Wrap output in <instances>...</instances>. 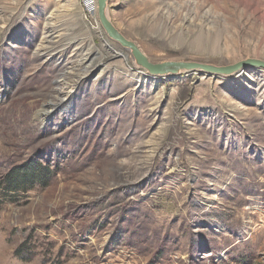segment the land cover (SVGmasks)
Masks as SVG:
<instances>
[{"label":"rangeland","instance_id":"1","mask_svg":"<svg viewBox=\"0 0 264 264\" xmlns=\"http://www.w3.org/2000/svg\"><path fill=\"white\" fill-rule=\"evenodd\" d=\"M107 15L153 63L264 61V0ZM0 264H264V70L149 76L79 0H0Z\"/></svg>","mask_w":264,"mask_h":264},{"label":"water","instance_id":"2","mask_svg":"<svg viewBox=\"0 0 264 264\" xmlns=\"http://www.w3.org/2000/svg\"><path fill=\"white\" fill-rule=\"evenodd\" d=\"M96 15L100 28L108 39L118 44L126 50L135 66L143 69L149 76L176 75L190 70H198L208 74L227 76L243 69H262L264 61L256 59H246L229 66L218 67L210 64L195 62H162L153 63L141 51L134 42L124 37L112 24L107 15V0H96Z\"/></svg>","mask_w":264,"mask_h":264},{"label":"trees","instance_id":"3","mask_svg":"<svg viewBox=\"0 0 264 264\" xmlns=\"http://www.w3.org/2000/svg\"><path fill=\"white\" fill-rule=\"evenodd\" d=\"M48 167L39 163H28L23 167L12 168L5 176V190L16 191L30 189L34 184L45 186L50 175Z\"/></svg>","mask_w":264,"mask_h":264},{"label":"built area","instance_id":"4","mask_svg":"<svg viewBox=\"0 0 264 264\" xmlns=\"http://www.w3.org/2000/svg\"><path fill=\"white\" fill-rule=\"evenodd\" d=\"M84 18L87 22L91 23L96 19V0H79Z\"/></svg>","mask_w":264,"mask_h":264},{"label":"bare ground","instance_id":"5","mask_svg":"<svg viewBox=\"0 0 264 264\" xmlns=\"http://www.w3.org/2000/svg\"><path fill=\"white\" fill-rule=\"evenodd\" d=\"M97 25V24H96ZM87 58V57H86ZM84 61H86L85 59H84ZM89 66V65H88ZM84 67V66H83Z\"/></svg>","mask_w":264,"mask_h":264}]
</instances>
